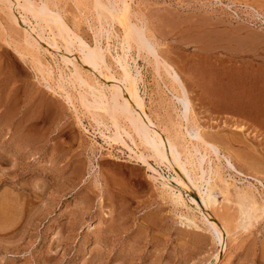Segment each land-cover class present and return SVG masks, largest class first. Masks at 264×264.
<instances>
[{
	"label": "rangeland",
	"instance_id": "obj_1",
	"mask_svg": "<svg viewBox=\"0 0 264 264\" xmlns=\"http://www.w3.org/2000/svg\"><path fill=\"white\" fill-rule=\"evenodd\" d=\"M18 1L0 0V264H219L225 256L224 264H264V188L251 177L258 173L253 175L264 183V123L252 116L264 114V0H126L128 19L120 3L102 0L122 13L121 24L110 9H96L94 0H47L75 41L67 43L70 51L58 36V49L46 44L52 34L43 24L48 41L31 32L28 38L40 45L27 47L29 27L19 19L23 1ZM100 14L103 24L97 22ZM129 20L146 32L150 51L137 50ZM76 36L87 48L100 42L109 68L102 61L96 67ZM32 54H39L49 74L39 72ZM162 60L184 84L188 124L220 144L221 153L243 173L206 151L203 166L213 172L197 183L208 195L207 206L176 172L172 153L171 163L157 159L153 132L144 140L135 131L133 141L123 133L122 141H111L108 116L79 101V92L90 91L72 63L108 96L112 85L123 86L121 79L143 97L149 114L170 127L184 108ZM235 101L243 112L232 109ZM123 119L121 125L129 129ZM198 157L192 156L193 177L201 175ZM225 214L226 247L217 231L218 216Z\"/></svg>",
	"mask_w": 264,
	"mask_h": 264
},
{
	"label": "bare ground",
	"instance_id": "obj_2",
	"mask_svg": "<svg viewBox=\"0 0 264 264\" xmlns=\"http://www.w3.org/2000/svg\"><path fill=\"white\" fill-rule=\"evenodd\" d=\"M14 1L13 3L15 4H19L18 0H12ZM23 3H22V6H21V14H20V20L22 21V23L26 24L27 27H29V29H25L26 32H24V35L26 34L27 36V39L25 38L24 41L25 43L27 44V47L29 46L30 49L31 48H37V42L38 40L37 39H33L34 37H32V39H29L28 38V35L30 36L31 32H36L35 34L37 35V37L40 39V40H43L44 42L47 40L46 38L49 39L48 35L44 38L43 36V30L45 27L49 28V33L51 32L52 34V38H51V35H50V38L51 40L46 43V44H52L54 45L55 47L57 46V49H58V44L57 42L60 40H63L64 41V44L66 47H65V51H70L69 50V45L67 44L68 42H72L73 40L71 39V36H69L70 34V31L68 32L69 29H67L59 11H57V9L55 10L56 6L55 4H53V6L49 5L50 3L47 2V0H42L40 3H37V2H34L33 0H22ZM50 1V0H49ZM95 1V6L96 9H100L101 10L105 7L110 10H108V12L111 14L112 17L116 18L119 22L122 21V16H120L121 14H117L115 13L113 10H112V7L111 8H108L109 6H106V4H104L102 2V0H94ZM107 1V0H106ZM117 3H120L122 5V11H124V13L122 15L125 14V16L128 14V11H129V14H130V10L128 9L129 6L128 4H126V0H115ZM39 2V1H38ZM108 4V3H107ZM14 5V4H13ZM53 7V8H52ZM93 7V8H94ZM15 8V6H14ZM17 9V8H16ZM19 9V8H18ZM124 9V10H123ZM96 11V10H95ZM99 11V10H97ZM121 11V12H122ZM20 12V10H19ZM29 14L31 15V17L33 18V20H35V22L33 23V21H31L28 16ZM99 14V13H98ZM12 16V20H16V18L14 17V14L11 15ZM103 15L100 14V16H97L98 17V21L97 22H101L102 21V17ZM128 16V15H127ZM126 16V17H127ZM129 17V16H128ZM127 17V19H128ZM11 19V17H9ZM124 18V17H123ZM14 20V21H15ZM128 21V20H127ZM102 24L104 23L103 21L101 22ZM99 23V24H101ZM123 23V21H122ZM18 24V23H17ZM23 24V25H24ZM45 25V27L43 25ZM121 24V22H120ZM128 24V22H127ZM132 29H134L136 32H137V37L136 36H133L135 37L134 40H132V42H135V44L137 45V50L141 49V51H145L147 49V51L149 50L148 48H152V41L150 43L149 39L145 33H144V30L141 29L140 27H138L137 25L133 24L130 22L129 20V24ZM102 25H100L101 27ZM129 26V27H130ZM128 27V26H127ZM128 27V28H129ZM128 28H126L128 30ZM126 29H124L125 31H127ZM56 30V31H54ZM100 30V29H99ZM98 30V31H99ZM103 30V29H102ZM45 31V30H44ZM124 31V33H125ZM132 32V30L130 31ZM129 32V33H130ZM46 33H47V30H46ZM100 33V32H99ZM34 34V35H35ZM48 34V33H47ZM102 34V33H101ZM107 34V33H106ZM128 35V32L125 33ZM131 34V33H130ZM132 35H134V33L132 32ZM33 36V35H32ZM60 37L58 40L56 39L57 37ZM126 36V35H125ZM129 37H131L129 35ZM77 38V40H79V45H80V49L81 51H85V53L89 56V57H92V59H94V63L96 64V67L99 68L100 66V62L102 61L104 63V65L107 66V62L105 61V56H104V49H102L99 45V43H97L95 45L94 48H87V44H84V41L83 40H80L79 37H75ZM131 39V38H130ZM5 40V39H4ZM76 40V39H75ZM48 41V40H47ZM62 41V43H63ZM83 41V42H82ZM10 42V41H9ZM75 41H73L74 43ZM8 43V42H7ZM60 43V41H59ZM12 44V43H11ZM72 44V43H71ZM154 44V43H153ZM9 45V44H8ZM14 45V44H13ZM12 45V46H13ZM40 45V44H38ZM60 45V44H59ZM17 48H18V44L16 45ZM49 46V45H48ZM51 46V45H50ZM20 47V46H19ZM27 47H25L27 49ZM47 47V46H46ZM86 47V48H85ZM12 48V47H11ZM16 48V47H14ZM13 48V49H14ZM25 48H23L25 50ZM39 48V47H38ZM22 49V48H21ZM28 49V51L30 50ZM142 49H145V50H142ZM154 49V48H153ZM152 49V50H153ZM14 51H17L16 49ZM27 51V50H26ZM27 51V52H28ZM31 51V50H30ZM140 51V50H139ZM150 51V50H149ZM107 52V51H106ZM109 52V51H108ZM146 52V51H145ZM18 53V56L20 54V56H24V53L21 51H17ZM31 53V52H30ZM33 53V52H32ZM36 53V51H35ZM34 53V54H35ZM149 52H147L146 54H148ZM152 53V52H151ZM153 54V53H152ZM28 55V54H26ZM33 55V54H32ZM31 55V56H32ZM39 55V54H38ZM38 55L37 57H35L34 55L32 57L35 58V62L38 64V69H39V72L41 71H45L47 74H49L48 72H50L48 70V72L46 71V69L44 70V67L45 65L42 64V62L40 61V58H38ZM157 55V54H155ZM30 56V55H29ZM30 56V57H31ZM159 56V55H157ZM157 56H154L155 58ZM40 57V56H39ZM65 57V56H64ZM33 58V60H34ZM66 58V57H65ZM64 58V59H65ZM68 58V57H67ZM158 59V58H157ZM67 61V59H66ZM74 61V60H73ZM34 62V63H35ZM65 62V61H64ZM93 62V61H92ZM156 62H159L161 64L160 61H156ZM67 63V62H66ZM69 63V62H68ZM107 63V64H105ZM162 63H164L166 69L165 71L167 72V74L169 75V77H171V81L173 84H175L177 87L176 88H180V89H177V93L176 94H173L174 97L179 101V103L182 105V107L184 108V112H183V115L179 118L180 121L177 123V121L175 122L174 120H168V123L171 121V122H175L174 124H172L171 122L169 124H172L170 127L169 126H165V124H162L164 123L162 121V123H160L159 120H157L158 118H155L157 115L152 116L151 114H149L146 110V106H145V102H144V99L142 96H140L139 94H135L133 93L132 91H130V89L128 88L127 84L122 82V80L120 79V83L123 84V86L125 87V91L126 93L123 91L122 89V85H112L113 87H111V91H108V93L110 92L111 96L109 98V96L107 95V93L103 92L102 91V88H98L96 87L97 89H100V90H97L95 89L94 87H92V85H90L87 80L83 79L82 76H81V72L78 70V68H76V65L72 63L74 70V74L75 76L77 77V79L80 81V84L84 85L86 88L85 89H88L90 91V95L88 93V91H86L87 94H89L92 98V101L91 99L89 100V98L86 97L85 95V91L84 93L82 92H79L80 93V99L79 101L81 102V106H84L86 109H92L91 105L93 106H96L98 108V111L102 112L103 114L107 115L110 120V122L107 124H104L106 122H102L101 124H104V126L106 127H109V124L111 123L112 127H113V133L112 131H110V135H108L107 137L111 140V141H114V142H120L122 141L121 140V135L122 133L125 134L129 139L130 141H133L134 140V137L132 134V132H135L137 131L138 134H140V137L142 140L145 139V135H149L151 132H153L152 134H154V150L156 152L155 156H157L159 160H161V162H164L165 160H167V162L171 163L172 161H170L169 157H168V154L172 153L173 155V159L176 161L177 165H178V169L175 168L176 172L178 174H182L181 176H184V178H186V180H188L193 186H195V188L197 189L198 193L201 195V200H202V203L205 204L207 206V202H208V195H206V192L205 193H202L201 192V189H200V186L199 181H201V179L204 178V175L205 173L208 171V172H211L212 170V166L210 165H207L209 166L206 170L204 169V166H203V163L205 162L206 160V156L207 158L208 155L210 153H214V155L217 157V159L219 160L222 157H224L226 159V162L227 164L234 169V171H236V173H240V174H243L241 171H239L237 168H235V166L233 165V163L231 162V160L225 156V154L223 155L221 153V148L219 147L218 143L215 142L214 140H207L208 138H205L204 134L202 135L201 132L199 131V128L196 127V126H193L194 123H192V125H190V123L188 124V121L190 122L191 120H189V116H188V104H189V101H188V97H187V92L184 88V84L183 82L181 81V79L179 78L178 74H175L172 73V67L168 64V63H165L163 60H162ZM156 64V63H155ZM75 65V66H74ZM163 65V64H162ZM167 65V66H166ZM160 66V65H159ZM163 66V68H164ZM47 67V66H46ZM51 67V66H50ZM107 68H109L107 66ZM157 68V67H156ZM51 70V69H50ZM164 70V69H163ZM52 71V70H51ZM38 72V73H39ZM43 72V73H45ZM158 72V71H157ZM52 73V72H51ZM50 73V75H51ZM60 75V74H59ZM83 75V74H82ZM114 75V74H113ZM166 75V74H165ZM46 76V75H45ZM48 76V75H47ZM84 76V75H83ZM107 76V75H106ZM109 76V75H108ZM107 76V77H108ZM112 76V74H111ZM167 76V75H166ZM114 78V76H112ZM141 77V75H140ZM42 78V77H41ZM60 78H62L60 76ZM118 78V77H117ZM232 78V77H231ZM119 79V78H118ZM117 79V80H118ZM235 79V78H234ZM62 80V79H61ZM113 80V79H112ZM116 80V81H117ZM239 80V78L235 79L234 81V85H240V82L237 83V81ZM60 81V80H59ZM89 81V80H88ZM115 81V80H114ZM118 82V81H117ZM48 83V82H47ZM46 83V84H47ZM61 83V82H59ZM258 83V82H257ZM93 84V83H92ZM246 84V83H245ZM259 84V83H258ZM62 85V84H60ZM172 85V84H171ZM174 85V86H175ZM95 86V85H94ZM98 86V85H97ZM170 86V85H169ZM52 87V86H51ZM172 87V86H170ZM49 88V87H48ZM80 88V87H79ZM213 88V87H212ZM84 89V88H83ZM108 89V88H107ZM110 89V88H109ZM171 89V88H170ZM173 89V88H172ZM121 90H122V93H121ZM171 92V91H170ZM172 92H174V90H172ZM171 92V93H172ZM232 92V91H231ZM230 92V93H231ZM235 94V93H234ZM172 95V96H173ZM67 98L66 100H70L71 97L69 96V94L66 95ZM88 96V95H87ZM89 97V96H88ZM234 100V99H233ZM236 100V98H235ZM236 102V101H235ZM240 102V101H239ZM231 104V103H230ZM238 103L236 102V105ZM241 102L238 104L240 105ZM237 105V107H238ZM232 107V109H235L238 110V111H242V108L240 109V107ZM246 109V108H245ZM253 110V109H252ZM256 110V109H255ZM87 111V110H86ZM151 111V109H150ZM89 112V111H88ZM153 113V111H152ZM264 113V112H263ZM96 117H99L100 114H96L95 112L92 113V116L94 117L95 115ZM252 115V114H251ZM253 119L255 122L257 123H264V114H262L261 112H256L254 113L253 115ZM251 116V117H252ZM123 117L124 119L127 120L128 124H129V129H127L126 127H123V125H121L120 123V120H122L121 118ZM159 117V116H158ZM100 118V117H99ZM104 118V117H103ZM120 118V120H119ZM161 118V117H160ZM98 119V118H97ZM123 119V120H124ZM108 120V119H107ZM98 121H102L101 119L98 120ZM192 122V121H191ZM166 123V122H165ZM98 124V123H97ZM168 124V125H169ZM100 125V124H99ZM127 125V124H126ZM174 125V126H173ZM103 126V125H102ZM103 126V127H104ZM106 127H104L106 129ZM241 129L243 127H240ZM110 129V128H108ZM132 133V134H131ZM151 136V135H150ZM153 137V136H152ZM151 137V138H152ZM143 142V141H142ZM153 142V141H152ZM201 147H202V150L204 151H201ZM206 151L210 152L209 154L206 153ZM195 154H198L199 157H198V161H196V167L197 169H200V171L198 172L199 175H200V172H201V175L200 176H195L193 177L192 176V173H191V170L192 172L194 171L195 173V169H194V163L192 161V156L195 155ZM171 155V156H172ZM196 157V156H195ZM194 157V158H195ZM197 160V159H196ZM141 161L143 163H146V156L144 154H142L141 156ZM210 161V160H209ZM190 166L191 169H188L187 167ZM215 170V169H213ZM180 171V172H179ZM217 171V170H215ZM206 173V175L209 173ZM213 172V171H212ZM211 172V174H212ZM255 173V172H254ZM253 173V174H254ZM217 173H215L214 175H216ZM252 174V178H254L253 180H255L260 186H262V188H264V183L259 179V177H257L256 175H253ZM255 174H258V173H255ZM260 174V173H259ZM208 178V177H207ZM205 179V178H204ZM209 179V178H208ZM211 180V179H210ZM179 182V180H177ZM204 181H208V180H204ZM180 183V182H179ZM201 183V182H200ZM202 184V183H201ZM206 184H208L206 182ZM164 187L165 188H168L169 189V185L163 183ZM250 185H253V184H250ZM211 186V185H210ZM254 186V185H253ZM251 187V186H250ZM171 190V189H169ZM244 191V190H243ZM173 194V193H172ZM175 194V193H174ZM240 194V193H239ZM238 194V195H239ZM177 195V194H176ZM181 194H178L177 195V198L178 200L181 199ZM243 195L244 196H247L245 197L246 199L250 197V199L252 198L253 195H251L250 193L247 195V194H242L241 193V196ZM176 197V196H175ZM239 197V196H238ZM176 198V199H177ZM242 199V197H240ZM240 199V200H241ZM233 201V200H232ZM242 201V200H241ZM244 201V200H243ZM175 202V200H174ZM209 202H210V199H209ZM236 202V201H235ZM248 202H251L250 200ZM254 203V201H252ZM257 202V201H256ZM255 202V204H256ZM260 202V201H259ZM179 203V202H178ZM212 203V202H211ZM237 203V202H236ZM243 203V202H242ZM233 204V203H232ZM235 204V203H234ZM246 204H249V203H246ZM245 204V205H246ZM263 205V203H261ZM211 205V204H210ZM223 205V204H222ZM236 205V204H235ZM254 205V204H253ZM252 204H250V206H253ZM241 206V205H240ZM247 206V205H246ZM236 207V206H235ZM255 207V206H253ZM252 207V208H253ZM214 208V207H213ZM234 208V207H233ZM239 208V207H238ZM243 208V207H242ZM248 208V207H247ZM251 208V207H250ZM256 208V207H255ZM223 209V208H221ZM232 209V208H231ZM241 209V208H240ZM244 209H245V206H244ZM254 209V208H253ZM262 209V207H261ZM213 210V209H212ZM218 210V208H217ZM237 211V209H236ZM256 211V210H255ZM264 211V210H263ZM216 213V211H213ZM218 212L220 213L221 211H217V214ZM235 212V211H234ZM243 212V211H242ZM250 212V211H249ZM252 212V211H251ZM250 212V213H251ZM254 212V211H253ZM252 212V213H253ZM263 213V212H261ZM221 214V213H220ZM256 214V213H255ZM234 215V214H233ZM216 216V215H215ZM226 216V214H225ZM238 216V215H237ZM219 217V220L218 222H220V225L218 224V233H219V242L220 244L223 246L225 244V247L227 246L228 244V241H229V238H230V229H229V221L227 220V216L226 217H220V215L218 216ZM230 217V216H229ZM241 218V217H240ZM244 218V217H243ZM247 218V217H246ZM232 219V218H231ZM230 220V219H229ZM247 220V219H246ZM253 220V219H252ZM240 222V221H239ZM249 222V221H248ZM238 223V222H237ZM246 223V222H245ZM251 223V222H250ZM211 224H215V220L214 222H211ZM249 224V223H248ZM252 224V223H251ZM216 226V225H214ZM231 227V226H230ZM247 227V226H246ZM249 227V226H248ZM217 228V227H216ZM236 228V227H235ZM243 228V227H242ZM222 230V231H219ZM240 230V229H239ZM222 232V234H221ZM229 255V253H228ZM226 257V256H225ZM225 257L223 259L220 260L219 264H224V260H225Z\"/></svg>",
	"mask_w": 264,
	"mask_h": 264
}]
</instances>
